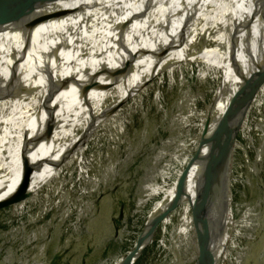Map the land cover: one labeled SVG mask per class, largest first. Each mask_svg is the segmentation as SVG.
I'll return each mask as SVG.
<instances>
[{
  "label": "rangeland",
  "instance_id": "374dc122",
  "mask_svg": "<svg viewBox=\"0 0 264 264\" xmlns=\"http://www.w3.org/2000/svg\"><path fill=\"white\" fill-rule=\"evenodd\" d=\"M222 7L236 5L224 0ZM234 16L218 9L157 64L26 155L28 173L19 164L8 174L0 203L20 198L26 180L28 189L0 209V264H115L142 243L152 210L205 146L217 114L206 108L233 76ZM252 62H244L241 77ZM263 70L264 61L251 91ZM250 93L224 168L234 227L210 264H264V83L249 101ZM218 218L211 197L187 200L174 209L165 239L157 237L133 264H195Z\"/></svg>",
  "mask_w": 264,
  "mask_h": 264
},
{
  "label": "bare ground",
  "instance_id": "6f19581e",
  "mask_svg": "<svg viewBox=\"0 0 264 264\" xmlns=\"http://www.w3.org/2000/svg\"><path fill=\"white\" fill-rule=\"evenodd\" d=\"M99 1L102 5L95 8L93 0H0L1 87L4 90L14 78L15 83H20L19 90L25 93L20 94L16 88L14 96L0 99V186L10 172L19 171L21 155L25 157L47 143L109 92L157 64L158 58L177 43L175 38L170 39L172 34L190 32L218 9L234 11L238 45L233 76L222 99L206 108V114L214 108L217 114L205 146L186 163L173 190L152 210L142 243L115 263H132L157 237L164 238L175 208L189 199L197 202L211 197L219 214V224L210 248L195 263L210 264L234 227L224 168L237 148L239 117L264 61V0H253L256 11L251 0H244L238 17L236 8L222 7L224 0H187L185 15L193 23L184 25L182 19H178L171 28L162 23V17L167 18L176 0ZM233 1L225 0L236 5ZM257 11L263 17L255 24L251 19ZM51 15L29 31L25 30L36 45L44 47L52 57L49 63L56 68L58 76L72 77L73 81L60 90L58 86L42 82L40 72L30 62L26 61L14 71L16 62L27 51L17 32L6 31L14 25L28 27L30 20ZM118 21L127 24L115 25ZM246 24L250 26L245 28ZM119 29L127 31L119 35ZM251 36L254 44L244 49ZM134 55H138L135 60ZM29 56L32 59L33 54ZM249 57L253 58L252 65L241 77L242 67ZM132 60L135 63L125 74L112 76ZM34 84H38L36 89H24L23 85L31 88ZM202 123L204 125L205 121ZM33 136L42 139L31 141Z\"/></svg>",
  "mask_w": 264,
  "mask_h": 264
},
{
  "label": "water",
  "instance_id": "95a60500",
  "mask_svg": "<svg viewBox=\"0 0 264 264\" xmlns=\"http://www.w3.org/2000/svg\"><path fill=\"white\" fill-rule=\"evenodd\" d=\"M243 1L244 0H234L233 2L236 4V8H239L241 10L242 9L241 8V4L243 3ZM250 2H252L253 9L256 11L255 2L253 3V0H251ZM186 9H187V0H176V6L174 8L170 9L169 15L167 16V18L162 17V20H164V21L161 20L162 23H164L168 28H171L173 26V23L176 20L182 19L184 25L185 24H188V26L191 25L193 22L190 21L192 19H188L186 17V15H185L186 14ZM51 17H52V15L51 16H47V17L46 16L45 17H41L39 19H33V20L29 21V26L28 27H26V26L25 27H20L18 25H14L12 27H8L6 31H10V32H14V33L17 32V34H19L21 36V38L23 39V45L25 47V50L27 51V52H25V54H23L19 58V61L16 62V64H15L16 68H15L14 71H17L19 69V67L21 65H23L26 61L28 63L30 62L32 67H34L36 70H38L40 72V78H41L42 82L45 81L44 83L46 85H48V86L49 85L58 86L57 89L60 90V89H62L64 87H66L69 83H71L73 81L72 77H69L68 79H66L64 76H58V72L56 71V68L51 66L50 63H49V61H50V59L52 57L50 55H48V53L46 52L44 47H40L39 48L36 45L35 41L31 37H29V35L27 33L29 31V29H31L32 27L36 26L38 23H41V22H43V21H45V20H47V19H49ZM262 17L263 16L261 15L260 11H257L256 13H254V17H253V19H251V21H253L255 24L259 23L260 22V18H262ZM251 18H252V16H251ZM263 20H264V17H263ZM124 24H127V23L125 21L124 22L118 21V22L115 23V25H124ZM239 24L240 23H238V25ZM253 24H251V25H253ZM131 25L132 24H129V26H131ZM249 26L246 24V26H244V27L248 28ZM26 28H28V31L25 30ZM126 31H127V29L126 30L119 29L117 31V33L119 35H123L124 33H126ZM187 33L188 32H184V33L180 32L177 35L176 34H172L170 39L174 40L173 38H175L178 42H180V41H182V40H184V39H186L188 37ZM239 35L240 34H238V36ZM253 44H254L253 37L252 36L248 37L247 40H246V44L243 46V48L244 49L245 48H251ZM27 53H28V55H27ZM30 53L33 54L32 59H30L31 58V56H29ZM137 57H138V55L137 56L134 55L133 60H135ZM133 60L127 62V64L125 65V69L120 70L118 72H115L114 74H112V76L113 77H120L123 74H125L134 65L135 62H133ZM12 76L15 77L14 75H12ZM263 83H264V70H263L262 74L260 75L259 81L257 82L256 86L253 88V90L250 93L249 101H250L252 95L256 92V90L260 86H262ZM25 85H23L24 89H27V90L36 89V87H38V84H34L31 88H28ZM18 86H20V83H15V80L13 78L12 81L8 85L3 87L4 88V90H3L2 87H1V82H0V99L14 96L15 95L14 90L16 88L18 90L20 89V87H18ZM20 94L23 95L25 93L20 91ZM44 136H46V132H45ZM41 139L42 138H35V136H33V139L31 141L38 142ZM19 162H20V164L22 166L21 167L22 170L24 172L28 173V171L30 170V167H31L30 166L31 165L30 161L28 159H26V157H23L21 155ZM27 189H28V182L26 180V182L24 183L22 188L19 190V194H20L19 197L20 198H17V199H11L10 198L8 200H5V201L1 202L0 203V209L3 208L4 206L13 205L15 203H18L24 197L22 195L25 194ZM140 243H141V241H140ZM140 243H139V245H140ZM141 253L139 254V256L141 255ZM139 256L136 258V260L139 258ZM133 263H134V261L131 264H133Z\"/></svg>",
  "mask_w": 264,
  "mask_h": 264
},
{
  "label": "trees",
  "instance_id": "16d2710c",
  "mask_svg": "<svg viewBox=\"0 0 264 264\" xmlns=\"http://www.w3.org/2000/svg\"><path fill=\"white\" fill-rule=\"evenodd\" d=\"M141 260V259H140ZM136 264V263H135Z\"/></svg>",
  "mask_w": 264,
  "mask_h": 264
}]
</instances>
